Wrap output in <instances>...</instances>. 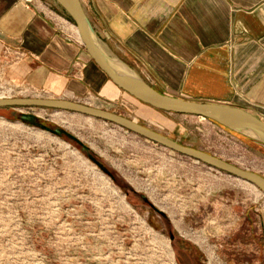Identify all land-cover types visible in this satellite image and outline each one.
Instances as JSON below:
<instances>
[{
	"label": "rangeland",
	"instance_id": "obj_1",
	"mask_svg": "<svg viewBox=\"0 0 264 264\" xmlns=\"http://www.w3.org/2000/svg\"><path fill=\"white\" fill-rule=\"evenodd\" d=\"M2 83L0 98L54 99ZM72 102L264 178V147L206 120L156 113L118 89ZM20 113L73 135L114 180ZM263 235L264 195L244 182L99 120L0 109V264H264Z\"/></svg>",
	"mask_w": 264,
	"mask_h": 264
},
{
	"label": "crops",
	"instance_id": "obj_2",
	"mask_svg": "<svg viewBox=\"0 0 264 264\" xmlns=\"http://www.w3.org/2000/svg\"><path fill=\"white\" fill-rule=\"evenodd\" d=\"M79 1L103 49L157 92L264 121V0ZM62 16L45 0H0L2 84L65 101L112 94Z\"/></svg>",
	"mask_w": 264,
	"mask_h": 264
},
{
	"label": "water",
	"instance_id": "obj_3",
	"mask_svg": "<svg viewBox=\"0 0 264 264\" xmlns=\"http://www.w3.org/2000/svg\"><path fill=\"white\" fill-rule=\"evenodd\" d=\"M52 2L71 20L79 42L90 60L118 90L156 111L171 115L197 117L264 147V121L242 109L226 105L186 101L157 92L145 83L132 68L103 49L79 0H52ZM5 108L49 109L77 114L111 124L170 152L251 185L264 195V178L236 168L206 153L180 145L120 115L92 108L85 104L54 99L0 98V109ZM17 118L26 125L38 128L55 137L65 138L75 144L91 163L104 175L114 180L112 173L97 160L91 149L67 131L57 126L45 125L33 114L20 113ZM139 199L148 204L161 218L167 219V216L149 203L145 196L140 195ZM172 239L173 237L170 236L169 240L172 241Z\"/></svg>",
	"mask_w": 264,
	"mask_h": 264
},
{
	"label": "trees",
	"instance_id": "obj_4",
	"mask_svg": "<svg viewBox=\"0 0 264 264\" xmlns=\"http://www.w3.org/2000/svg\"><path fill=\"white\" fill-rule=\"evenodd\" d=\"M65 17H66V16H65ZM66 19H67L68 21L71 22V20H70L68 17H66ZM71 23H72V22H71ZM158 112H159V111H158ZM161 113H162V112H161ZM213 124H214V123H213ZM214 125H216V124H214ZM216 126L219 127V128H221L222 130L226 131L227 133H230V134L236 135L235 133L229 132V131L223 129L222 127H220V126H218V125H216ZM237 136H238V135H237Z\"/></svg>",
	"mask_w": 264,
	"mask_h": 264
},
{
	"label": "flooded vegetation",
	"instance_id": "obj_5",
	"mask_svg": "<svg viewBox=\"0 0 264 264\" xmlns=\"http://www.w3.org/2000/svg\"><path fill=\"white\" fill-rule=\"evenodd\" d=\"M170 236H172V235H170ZM170 236H169V237H170ZM172 237H173V236H172ZM172 241H174V237H173ZM172 241H171V242H172ZM262 245H263V248H264V235H263Z\"/></svg>",
	"mask_w": 264,
	"mask_h": 264
},
{
	"label": "built area",
	"instance_id": "obj_6",
	"mask_svg": "<svg viewBox=\"0 0 264 264\" xmlns=\"http://www.w3.org/2000/svg\"><path fill=\"white\" fill-rule=\"evenodd\" d=\"M73 26V24H71ZM73 28L75 29V27L73 26ZM79 40V39H78ZM80 43V42H79ZM203 120V119H202Z\"/></svg>",
	"mask_w": 264,
	"mask_h": 264
},
{
	"label": "bare ground",
	"instance_id": "obj_7",
	"mask_svg": "<svg viewBox=\"0 0 264 264\" xmlns=\"http://www.w3.org/2000/svg\"><path fill=\"white\" fill-rule=\"evenodd\" d=\"M117 90V89H116ZM126 94V93H125ZM135 100V99H134ZM55 118V117H54ZM251 186V185H250ZM253 187V186H252ZM254 188V187H253ZM255 189V188H254ZM256 190V189H255Z\"/></svg>",
	"mask_w": 264,
	"mask_h": 264
}]
</instances>
